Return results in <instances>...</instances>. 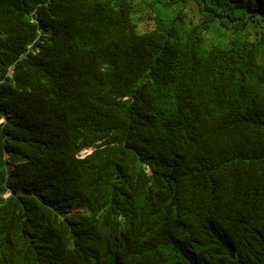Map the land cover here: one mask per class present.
Instances as JSON below:
<instances>
[{
	"label": "trees",
	"instance_id": "16d2710c",
	"mask_svg": "<svg viewBox=\"0 0 264 264\" xmlns=\"http://www.w3.org/2000/svg\"><path fill=\"white\" fill-rule=\"evenodd\" d=\"M0 264H264V0H0Z\"/></svg>",
	"mask_w": 264,
	"mask_h": 264
},
{
	"label": "rangeland",
	"instance_id": "374dc122",
	"mask_svg": "<svg viewBox=\"0 0 264 264\" xmlns=\"http://www.w3.org/2000/svg\"><path fill=\"white\" fill-rule=\"evenodd\" d=\"M12 74H13V72H12ZM91 153H92V151L89 150V151H86V152L81 153V154L79 155V157L84 158L86 155L91 154ZM118 179H119V176L117 175V176H115L114 178H112L109 182H110V183H113V182H116Z\"/></svg>",
	"mask_w": 264,
	"mask_h": 264
},
{
	"label": "bare ground",
	"instance_id": "6f19581e",
	"mask_svg": "<svg viewBox=\"0 0 264 264\" xmlns=\"http://www.w3.org/2000/svg\"><path fill=\"white\" fill-rule=\"evenodd\" d=\"M189 151H191V149H189V150H184L183 152H189ZM65 239H66V237H64Z\"/></svg>",
	"mask_w": 264,
	"mask_h": 264
},
{
	"label": "clouds",
	"instance_id": "9594fccd",
	"mask_svg": "<svg viewBox=\"0 0 264 264\" xmlns=\"http://www.w3.org/2000/svg\"><path fill=\"white\" fill-rule=\"evenodd\" d=\"M89 151V150H88ZM124 226L123 225H121V228H123Z\"/></svg>",
	"mask_w": 264,
	"mask_h": 264
}]
</instances>
